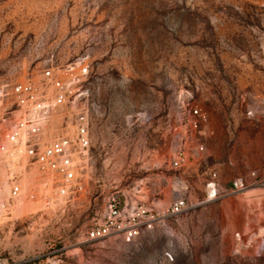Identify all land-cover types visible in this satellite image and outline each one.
Wrapping results in <instances>:
<instances>
[{"label": "rangeland", "instance_id": "1", "mask_svg": "<svg viewBox=\"0 0 264 264\" xmlns=\"http://www.w3.org/2000/svg\"><path fill=\"white\" fill-rule=\"evenodd\" d=\"M78 59L85 182L57 198L24 176L22 196L0 205L1 263L264 264V0H0V124L14 83L38 85ZM212 172L218 196L205 200ZM236 177L245 187L230 192ZM4 179L0 159V204ZM178 198L182 210L166 213ZM112 199L149 208L152 226L130 241L84 240Z\"/></svg>", "mask_w": 264, "mask_h": 264}, {"label": "built area", "instance_id": "2", "mask_svg": "<svg viewBox=\"0 0 264 264\" xmlns=\"http://www.w3.org/2000/svg\"><path fill=\"white\" fill-rule=\"evenodd\" d=\"M88 69L84 59L66 65L56 74L43 75L40 84L33 81L16 82L11 87L16 108L8 125L0 124V159L7 185L1 207L10 206L25 192L23 178L34 174L42 190L54 192L57 198H70L82 189L90 168V113L81 98V81ZM204 113L189 108L187 124L197 129ZM185 143V141H184ZM202 150V146H198ZM186 147L180 146L170 163L174 168L186 165ZM216 174L205 182V200L218 196ZM241 177L231 181L230 192L242 190ZM29 198L35 194L29 191ZM184 200L178 198L166 208V213L182 210ZM155 217L150 209L135 206L129 212L120 208L113 199L106 215L83 231L84 240L118 235L132 240L141 227L150 228ZM0 264L1 261H0Z\"/></svg>", "mask_w": 264, "mask_h": 264}]
</instances>
